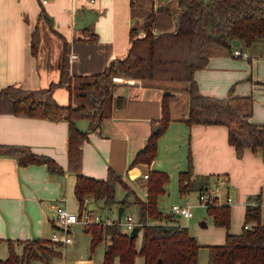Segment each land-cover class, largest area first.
I'll list each match as a JSON object with an SVG mask.
<instances>
[{
    "label": "crops",
    "instance_id": "crops-1",
    "mask_svg": "<svg viewBox=\"0 0 264 264\" xmlns=\"http://www.w3.org/2000/svg\"><path fill=\"white\" fill-rule=\"evenodd\" d=\"M163 3H173V0H49L46 3L42 0H0V98L8 85L30 89L61 80L54 87L53 95L58 102L68 103L71 77L100 71L111 59L126 55L132 43L131 26L137 15L144 18L152 6ZM84 8L93 10L96 17L91 23L78 27L75 15L83 16ZM36 28L40 42L34 52L32 34ZM94 31L97 37L89 38ZM239 46L249 55H234L227 46L214 44L208 64L196 69L194 75L204 93L225 96L233 87V94L250 97L249 118L264 122V39L250 45L240 41ZM186 84L182 79H129L118 84L114 96L124 95L125 101L114 105L110 115L96 125L89 117L77 118V124L88 130L82 145L81 169L86 174L105 177L111 166L136 193L135 184H139L143 191L138 194L146 196L145 172L150 168L167 170L178 179L180 191L179 173L188 168L190 156L196 184L207 182L208 186L211 176H221L226 184L225 193L232 191L235 200L236 207L231 203V221L232 212L239 208L244 209L245 218L247 203L255 200L253 196L259 192L264 195V151L260 147H246L238 154L228 139L225 123H188ZM168 88L172 92V119L159 136L157 155L150 163L142 161L131 165L135 153L151 133L152 120L162 115V100ZM68 131L69 121L65 118L0 111V142L27 144L36 152L54 157L64 168L58 174L49 171L45 162L20 163L15 155L0 154V257L8 256L9 240L50 238L58 205L79 211L76 173L69 166ZM165 193L167 182L162 194ZM120 204L98 207L93 200H88L93 214L98 211L100 218H104L103 208L112 209L109 214L113 216H108L107 220L118 218ZM127 206L136 212V203ZM127 206L124 214L129 212ZM181 215L190 221L194 216L176 213L177 219L173 216L170 219L182 222ZM73 223H70V230ZM201 224L207 222L203 219ZM193 234L201 243L198 235ZM141 236L140 228L138 244ZM103 240L104 251L108 239ZM61 247L62 255L55 257L53 262L64 264L66 260L67 264H74L80 260L83 264H94L93 252L79 249L74 238ZM203 247L201 243L199 257L204 255L201 264L208 259ZM69 248L76 252L70 254ZM112 264L123 263L116 256ZM135 264H145V257L139 254Z\"/></svg>",
    "mask_w": 264,
    "mask_h": 264
},
{
    "label": "trees",
    "instance_id": "trees-1",
    "mask_svg": "<svg viewBox=\"0 0 264 264\" xmlns=\"http://www.w3.org/2000/svg\"><path fill=\"white\" fill-rule=\"evenodd\" d=\"M144 30V34L140 31ZM132 43L128 53L111 59L102 70L74 74L68 85L71 99L60 103L53 95L54 87L22 88L8 85L3 88L0 111L9 110L19 114L65 118L69 121L67 151L69 166L76 173L75 193L83 211L88 200L98 207H111L121 203H136L138 223L142 229L141 241L131 237L118 218H100L86 222L91 233V247L102 239H108L103 263L112 264L119 256L123 264H135L139 254L145 264H197L201 243L189 227L175 217L176 212L163 211L159 196L165 191L170 174L165 169L150 168L147 176V194L141 196L127 183L123 175L109 167L107 176L96 177L82 171V145L88 130L77 124V118L89 117L93 125L110 115L114 105L125 101L124 95L114 96L115 87L129 79H182L189 92L188 123H225L228 139L238 154L246 147L264 151V122L249 118L252 111L250 97L232 93L216 96L200 90L195 70L209 62L214 44L227 46L233 53V38L250 45L264 39V0H173L152 8L140 25L130 30ZM91 32L89 38H96ZM40 42L38 28L32 34V49L37 51ZM64 69V68H63ZM165 90L162 115L152 120V130L146 143L137 150L131 165L150 163L157 155L159 136L170 120V95ZM248 99L242 100V99ZM0 154L17 156L20 163L45 162L49 171L62 173L64 168L52 156L34 151L27 144L0 142ZM193 167L189 156L188 168L179 173L182 193L193 188L206 187L207 182L196 184L192 177ZM125 192L117 195V186ZM254 202L247 203L245 218L240 231H230L231 203L211 197L206 205L216 224L228 229L225 239L206 244L209 249L205 264H264V195L257 193ZM93 210V209H91ZM174 219H177L176 217ZM245 224H248L247 226ZM10 241V252L0 257V264H57L55 257L62 255V244L49 237ZM21 246V247H20Z\"/></svg>",
    "mask_w": 264,
    "mask_h": 264
},
{
    "label": "rangeland",
    "instance_id": "rangeland-1",
    "mask_svg": "<svg viewBox=\"0 0 264 264\" xmlns=\"http://www.w3.org/2000/svg\"><path fill=\"white\" fill-rule=\"evenodd\" d=\"M144 18H141L139 17V15H137V20L135 21L134 24L140 25L144 21ZM210 181H211L210 182L211 187H214L216 184L220 183L221 195L222 197L226 195L225 180L222 179L221 176L213 175L210 177ZM135 188L140 194L143 191V189L140 188L139 184H135ZM124 192H125L124 187L122 185H118L117 195L122 196ZM186 201L189 202L192 206V210L194 213V216L191 217L192 221H190L189 218L188 220L186 217L182 215L179 216V218L182 222H184V224L188 225L189 229L193 231V233H196V235H198V237L202 241L201 243H203L204 245L203 247L204 252L207 251L205 255H207L208 257L209 251L208 248L206 247L207 246L206 244L218 242L219 240L220 242L224 241L226 235V226L215 223L212 215L208 213L206 206L201 204L200 202V195L198 188H193L190 191L181 194L178 188V179L176 177H172L170 174V178L167 181V193L159 196L158 202L160 208L163 211H169L173 203H184ZM231 203L233 204V207H236L235 200ZM111 210L112 209L103 208V211L101 212L103 217L104 218L105 217L107 218L108 216L112 217L113 214L112 215L109 214ZM127 210L134 211V209L131 206H127ZM76 211L79 212L78 210ZM97 213L98 211H96V214L94 215L95 217L98 216L99 213L98 214ZM203 219L207 222L206 225L201 224V220ZM243 222H244V209L239 208L238 210L232 212V221L230 223L229 230L240 231L242 229ZM70 231L79 249H88L90 252H93L94 264H104L103 263L104 240L103 239L100 240L98 243L94 245V247H91V233L86 229V222L77 221L73 223ZM69 249H70V254H74L76 252L73 248H69ZM202 256L201 257L204 258V255ZM201 257L198 258V264H201ZM30 264H34V262Z\"/></svg>",
    "mask_w": 264,
    "mask_h": 264
},
{
    "label": "built area",
    "instance_id": "built-area-1",
    "mask_svg": "<svg viewBox=\"0 0 264 264\" xmlns=\"http://www.w3.org/2000/svg\"><path fill=\"white\" fill-rule=\"evenodd\" d=\"M49 0H42L43 3L48 2ZM233 54L234 55H244L247 56L249 53L242 49L238 45H234L233 47ZM72 56H75V54H72ZM145 176H148V172H145ZM220 183L216 184L214 187H211L210 185L199 190L200 195V202L203 205H207L211 197L218 196L219 200L222 202H233V196L228 191L225 195V198L222 197L220 192ZM250 202H254V200H250ZM93 209L91 206L87 205V207L83 211H74L70 210L65 206L58 205L57 206V214H56V222L55 227L51 233L50 238L54 241H59L61 244H65L73 239L72 233L69 229L70 223L76 222V221H84L88 222L92 219L99 220V216H94ZM171 211L183 214L185 216H191L193 215L192 206L189 202L184 203H173L170 207ZM121 224L123 225L124 229L127 231H130L135 225L139 224L137 214L135 211H129L126 212L121 220ZM246 226L248 224H245ZM64 264H67V261L65 260L63 262ZM74 264H83L82 261H76Z\"/></svg>",
    "mask_w": 264,
    "mask_h": 264
},
{
    "label": "water",
    "instance_id": "water-1",
    "mask_svg": "<svg viewBox=\"0 0 264 264\" xmlns=\"http://www.w3.org/2000/svg\"><path fill=\"white\" fill-rule=\"evenodd\" d=\"M85 12L84 15L82 16L80 13H77L75 15V19L77 20V22H79L78 27L87 25L89 23H91L93 21V19L96 17L93 15V10L89 9V8H84ZM88 12H90V14H88ZM233 43L235 45H240V40L238 38H233ZM124 210H125V205L124 204H120L118 206V219L121 220L123 214H124ZM178 215L180 213H177ZM139 230H140V225L137 224L135 225L131 230H130V236L133 237L135 235L139 234Z\"/></svg>",
    "mask_w": 264,
    "mask_h": 264
}]
</instances>
